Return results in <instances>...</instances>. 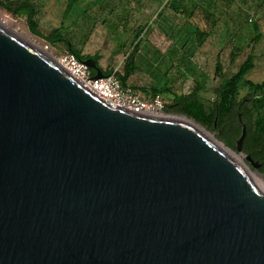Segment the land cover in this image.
Wrapping results in <instances>:
<instances>
[{"label":"water","instance_id":"obj_1","mask_svg":"<svg viewBox=\"0 0 264 264\" xmlns=\"http://www.w3.org/2000/svg\"><path fill=\"white\" fill-rule=\"evenodd\" d=\"M209 133L113 107L0 26V264H264L246 125L223 142L243 164Z\"/></svg>","mask_w":264,"mask_h":264},{"label":"trees","instance_id":"obj_2","mask_svg":"<svg viewBox=\"0 0 264 264\" xmlns=\"http://www.w3.org/2000/svg\"><path fill=\"white\" fill-rule=\"evenodd\" d=\"M106 1L111 8L114 6L111 16L117 13L120 5L127 7L129 5L124 1L111 5L112 0H68L65 19L78 21L79 18L86 16L92 6H99ZM221 1L230 5L235 0H165L159 15L152 23L154 25L151 23L145 26L139 25L132 31L134 34L132 46L125 53L122 72L113 68L104 69L100 64L99 55H83L72 37L62 33L60 29H54L47 35L42 33L37 20L42 8L38 0H0V8L15 17H25L30 31L51 46H63L67 54L75 56L81 62L94 59L106 76L115 75L123 87L141 92L146 98L154 99L160 96L163 99L165 95L168 96L172 99L171 103H165L169 113L186 115L208 130L217 132L219 138L232 149L242 135L243 124L246 125L244 153L250 155L260 165L259 172L264 175V81L255 83L249 79L250 73L255 68L254 52L248 55L238 71L230 77L224 74L221 61L217 62L216 75L219 82L214 89L215 97L212 103L208 104L204 101L205 84L196 79L198 68L194 58L209 40L213 30V26L209 29L207 24H200L199 19L202 23L217 24L219 20L217 15L222 14L217 4ZM259 1L262 10L264 0ZM131 14L132 11H128V16L123 20L126 21ZM255 31L258 33L252 41L257 43L262 37L257 24ZM145 35H147L146 39ZM158 36L164 39L159 40ZM164 41L170 42V46L167 47L169 51L161 53L158 42ZM143 42H145L143 46H151L148 48L149 54H152L151 58L148 53L142 56ZM126 46L127 41L123 40L122 52ZM235 50L233 60L242 51L240 47H236ZM91 73L93 76L97 74L94 70H91ZM138 74L150 78L151 85L141 89L132 85V79ZM189 80L191 82L187 91L186 85L189 84ZM243 90H247L248 95L239 101Z\"/></svg>","mask_w":264,"mask_h":264},{"label":"rangeland","instance_id":"obj_3","mask_svg":"<svg viewBox=\"0 0 264 264\" xmlns=\"http://www.w3.org/2000/svg\"><path fill=\"white\" fill-rule=\"evenodd\" d=\"M38 1L42 5L41 13L37 18L42 33L47 35L54 29H60L62 33L72 37L77 47L82 50L83 55H99L101 56L100 64L104 69L113 68L119 72L123 71L125 53L132 46L134 36L132 31L139 25L145 26L148 23H154V19L159 15L162 8V4L138 2L134 5L129 4L128 7L120 5L117 13L111 16L110 13L114 6L111 8L106 1L99 6H92L86 16L73 22L70 19H65L68 0ZM115 3L116 0H112L111 5ZM259 4V0H235L230 5L221 1L217 4L218 8L222 10V14L217 15L219 19L217 24L202 23L199 19L200 24H207L209 29L213 26L211 37L194 58V63L198 68L196 79L205 84L203 99L206 103H212L215 97L214 89L219 82L216 75V66L219 60L223 65L224 74L230 77L238 71L239 66L253 51L256 56L255 68L250 73L249 79L255 83L264 81V8L261 10ZM128 11H132V14L125 21L123 18L128 16ZM0 23L42 48L52 58L57 59L56 61L67 55L63 46H51L44 39L34 35L30 31L25 17H15L0 8ZM255 24L258 25L262 35L257 43L252 41L258 33L255 31ZM144 37L146 39L147 35ZM158 39L161 40V36H158ZM123 40L127 41V46L122 52ZM144 44L145 42L142 43V46ZM158 45L161 46V53L169 51L167 47L170 46V42H158ZM236 47H240L242 51L233 60ZM190 82L189 80V84L186 85L187 91H189ZM131 84L141 89L150 86L151 79L144 74H138L132 79ZM139 93L143 98H146L143 93ZM247 95V90L241 91L238 100L246 98ZM163 100L166 104L172 102V99L166 95ZM165 111L169 113L167 109ZM209 131L219 142H224L219 138L217 132ZM233 150H236V145ZM252 172L255 173L253 167ZM257 175L264 180V177Z\"/></svg>","mask_w":264,"mask_h":264},{"label":"built area","instance_id":"obj_4","mask_svg":"<svg viewBox=\"0 0 264 264\" xmlns=\"http://www.w3.org/2000/svg\"><path fill=\"white\" fill-rule=\"evenodd\" d=\"M60 61L86 88L113 107H121L138 113L154 115H165L167 113L165 111V102L160 96L154 99L143 98L138 91L123 87L115 75L106 76L103 79H95V76L91 73V69L71 54L65 55Z\"/></svg>","mask_w":264,"mask_h":264},{"label":"bare ground","instance_id":"obj_5","mask_svg":"<svg viewBox=\"0 0 264 264\" xmlns=\"http://www.w3.org/2000/svg\"><path fill=\"white\" fill-rule=\"evenodd\" d=\"M0 26L3 27V28H5V29H7V30H9V31L14 32L12 29L6 27L5 25H2L1 23H0ZM14 33H16V32H14ZM16 34H17V33H16ZM17 35H19V34H17ZM19 36H20L21 38H23L25 41H27L28 43H30L31 45H33L34 47H36V48H38V49H42V48H40L39 46H37L36 44H34V43L30 42L29 40L25 39V38L22 37L21 35H19ZM42 50H43V49H42ZM44 52H45V51H44ZM45 53H46L50 58H52V56H51L49 53H47V52H45ZM52 59H53L57 64H59V65L63 64L62 61H60V60L56 61L57 59H56V60H55L54 58H52ZM208 135H209V137H210V138H211V139H212V140H213V141H214L219 147H221V148L224 149L229 155H231L232 158H233L234 160H236L238 163H241V164L244 163V157H243V155L238 154V153H236L235 151L228 149L227 146H226L224 143L219 142L216 138H214V136L212 135V133H209ZM251 178H252L254 184H256L257 186H259V187H261V188L264 189V180L261 179V178L257 175L256 172H255V173L251 172Z\"/></svg>","mask_w":264,"mask_h":264},{"label":"crops","instance_id":"obj_6","mask_svg":"<svg viewBox=\"0 0 264 264\" xmlns=\"http://www.w3.org/2000/svg\"><path fill=\"white\" fill-rule=\"evenodd\" d=\"M127 2V3H129V4H132V5H134V4H138V2H140V3H149V4H162V7H163V5L165 4V0H116V3L117 4H119V3H121V2ZM164 39V37H161V39ZM151 46L150 45H147V47L146 46H143L142 47V49H141V54H142V56H144V55H146L147 53L149 54V52H148V48H150ZM151 56H152V54H149V57L151 58Z\"/></svg>","mask_w":264,"mask_h":264}]
</instances>
